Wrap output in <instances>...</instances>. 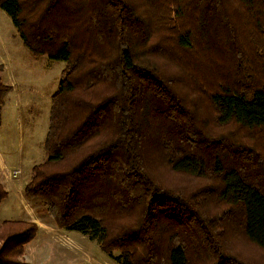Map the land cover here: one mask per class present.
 <instances>
[{
    "label": "trees",
    "instance_id": "16d2710c",
    "mask_svg": "<svg viewBox=\"0 0 264 264\" xmlns=\"http://www.w3.org/2000/svg\"><path fill=\"white\" fill-rule=\"evenodd\" d=\"M157 5L161 17L153 18L130 0H0L32 54L66 63L52 96L47 157L33 167L24 197L42 206L60 227L97 241L111 256L118 250L121 264H190L187 224L200 225L214 242L208 251L215 264H242L225 255L221 237L228 224H237L264 249V154L241 142L229 150L240 152L236 159L222 151L210 153L212 135L196 125L174 77L158 59L172 48L186 66L187 50L196 43L209 48L216 42L219 52H230L240 73L209 94L217 122L236 123L252 137L263 133L264 0ZM252 61L263 68H254L261 75L257 79ZM2 70L0 111L10 89L2 82ZM142 111L155 117L150 126L167 166L196 177H216L215 192L207 188L186 200L160 185L145 157ZM211 192L228 206L215 218L206 206ZM8 196L0 181V205ZM113 210L124 216L140 211L141 217L129 230L112 234L106 214ZM157 214L175 219L158 228L163 243L155 240L156 229L151 230ZM38 230L31 220H4L0 264H24L20 258ZM139 245L145 248L144 259L136 255Z\"/></svg>",
    "mask_w": 264,
    "mask_h": 264
},
{
    "label": "rangeland",
    "instance_id": "374dc122",
    "mask_svg": "<svg viewBox=\"0 0 264 264\" xmlns=\"http://www.w3.org/2000/svg\"><path fill=\"white\" fill-rule=\"evenodd\" d=\"M171 1L158 0L157 3H154L153 0L141 2L130 0L133 6L144 13L146 17L153 15V18L161 17L157 7H155L156 4L169 6ZM175 6L176 3L173 4L172 8ZM165 21L168 24L166 19ZM244 22L247 23V20ZM206 46L209 48L205 47L204 42L196 43L194 49L187 50L186 64L188 65L186 66L176 58L172 48L167 49L165 56L158 59L159 64L168 76L174 77L175 80L172 83L185 99L187 107L195 115L196 125L212 135L215 144L210 153L222 151L223 154L230 153V156H234L236 159L241 156L238 154L240 152L237 153L235 150L229 152V150L231 145L232 148L238 147L241 142L242 145L248 144L256 147L260 153L264 154V130L263 133H257L252 137L236 123L222 125L217 122L216 109L210 99L211 92L218 89L219 85L234 80L240 73L235 68L234 58L230 52H219V49L216 48V42ZM253 62H251L253 64L252 69L257 79V77H261L257 69L261 68L263 71V68L261 63ZM0 67L3 69L1 72L2 82L10 88L5 94L4 104L0 111L1 128L4 131L5 129H12L14 121L11 110L16 106L19 111L24 110L26 125L32 129L35 136L37 134V138H40L45 129L48 128L52 96L58 89L66 63L47 56L32 54L24 45L11 18L0 8ZM142 114L147 135L146 161L160 185L170 191L171 194L183 196L186 200L195 194L199 195L207 188H212L214 191L219 185L216 177H196L173 171L167 166L162 154L157 152L158 136L153 127L150 126L151 124L155 125V117L147 111H142ZM220 147L221 149H218ZM210 153L206 154L209 155ZM1 171L6 174L4 176L9 182L22 176L20 180L15 181L17 185H24L31 178V175L27 176L25 169L19 165L1 166ZM2 183L7 188V184ZM14 199L15 197H12V199L7 198L2 201L0 225L6 219H15L31 220L39 226L37 237L26 245L25 253L20 258L24 264H121L116 259L120 254L118 250H114L113 256H111L102 249L97 241L91 240L79 232L65 230L37 202L29 201L21 196L23 204L29 208V215H27L22 212L20 202ZM218 201L215 193L212 195L211 192L210 195H207L206 206L211 208L210 215L214 218L215 216L218 217L219 213L228 207ZM139 212L137 211L134 216H124L116 210L109 211L106 216L111 233H121L126 227L136 225L139 222ZM176 212L174 211V215L178 214ZM158 214L156 221L151 222L153 225L151 230L156 229L154 233L157 242L163 233L162 231L157 234L158 228H165L166 222H175L174 218L171 220L168 218L161 219V214ZM199 226L197 224L195 226L184 225L189 235L188 244L191 247L190 264H215L216 260L209 254L210 248H214V242L207 238L208 236ZM178 229L182 228L178 225ZM226 229L224 236L221 237L225 255L242 262V264H264V249L250 241L240 226L228 224ZM216 237L218 239L220 235ZM160 242L163 243L164 240H160ZM136 255L144 259L145 248L139 245Z\"/></svg>",
    "mask_w": 264,
    "mask_h": 264
},
{
    "label": "crops",
    "instance_id": "0c3cea01",
    "mask_svg": "<svg viewBox=\"0 0 264 264\" xmlns=\"http://www.w3.org/2000/svg\"><path fill=\"white\" fill-rule=\"evenodd\" d=\"M23 111H19L16 106L11 110V116L14 121L11 130L5 129L4 131L0 125V181L7 184L9 191L8 199L15 197L14 200L20 202L22 212L29 215V208L23 204V200L21 199V196L24 197L23 192L26 184H15V181L20 180L22 176L20 178L18 177V179H12V182H9L4 176L5 173L1 171V166L19 165L25 169L27 176H30L33 167L43 162L47 157L44 147L47 128L41 137L37 138V134L35 136L32 129L26 125L24 121L25 112Z\"/></svg>",
    "mask_w": 264,
    "mask_h": 264
}]
</instances>
